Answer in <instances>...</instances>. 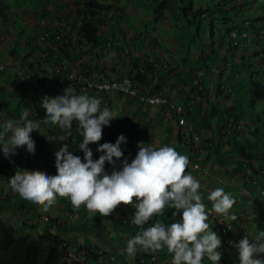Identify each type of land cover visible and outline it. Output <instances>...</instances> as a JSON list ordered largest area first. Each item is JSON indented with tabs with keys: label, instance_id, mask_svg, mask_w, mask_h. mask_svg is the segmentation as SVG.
Returning <instances> with one entry per match:
<instances>
[{
	"label": "clouds",
	"instance_id": "1",
	"mask_svg": "<svg viewBox=\"0 0 264 264\" xmlns=\"http://www.w3.org/2000/svg\"><path fill=\"white\" fill-rule=\"evenodd\" d=\"M8 1H13V5L10 4L11 7L16 5L15 11L9 10V5L6 4ZM21 1L0 0V19L4 15L5 18L11 20L5 23L0 22V24L7 25L8 29L9 26L12 27L7 36L2 35L0 37V45L4 46L0 47V51H7L5 60L13 58L22 64L26 63L27 70L19 69L14 74L24 82V90L28 91L24 93L26 98L19 99V103L24 108L22 113L19 112L17 116H13L15 108L9 104L3 106V110H10V113L4 112L11 115L12 119L0 120V154L10 157L16 153L17 149H21L24 155L27 154L32 157L33 161L30 162H35V168H39V164L43 166V162L47 161V157H44L42 151L43 147L49 144L55 147L60 146L54 152L55 160L53 163H49L43 169L40 168L43 173L39 170L23 169L17 170L13 176L8 178L12 191L23 200L35 205H42L44 211L48 210L58 195L65 197L63 203L71 204L73 207H79L83 204L87 209L102 215H108L112 211L117 213V210L114 209L121 202L131 204L134 212L130 216V222L121 215L113 214L110 217L114 220H121L123 223H130L131 226H140V231L126 242L124 251L129 256L134 255L138 247L145 250H158L166 247L171 253V264H202L204 257H207L212 264H220L223 257V252L220 249L223 244L235 249V264H264V231L254 237L244 234L237 240L229 232L231 230L229 225L222 228L220 236L217 231L210 227L207 222L208 212L205 211V205L199 191L200 182L190 172L185 171L189 164L187 156L180 154L171 145L156 147L144 141H137V151L134 157L129 159L124 156L121 147L123 143H126L127 137L121 133L115 142H111L110 136L103 130V127L109 125L116 116L110 107L101 105V98L88 94L94 92L76 91L72 85L66 86L60 94L62 81H68L70 73L78 75L80 82L89 76L68 69L62 77L63 65L56 64V62L54 65L50 61L58 90L53 92L34 80L37 72L35 69L42 60L45 61L42 52L46 53L51 45H56L59 48L68 47L72 42L73 33L77 37L76 28L73 26V23L78 25L77 17L73 0H24L28 6L22 11L17 8ZM98 1L110 5L109 8L99 13V18H104V20L95 43L100 44L99 37L103 28L109 26L107 25L108 22L112 21H107L106 16L110 15L118 0H111L112 3H104V0ZM148 1L151 2L153 9L148 13L153 22V30L147 29L146 22L144 23L146 28H142L141 31L133 28L135 33L137 32L134 35L137 39H131L134 47L130 50V56L135 57L138 62L142 61L143 64H145L144 60L149 63L153 60L156 65L160 64L163 68L168 69L170 66L168 62H165V52L152 54L151 58L149 56L144 57L145 51L137 47L144 44L145 38V46H150L149 49L152 51L160 52L157 39H161L156 29L159 30L157 26L160 27V20L171 17V15L163 12L162 14L158 13L155 2ZM47 4L48 6H46ZM119 7L121 9L123 6L119 5ZM83 9L86 10V7ZM37 10H40L37 13L38 16L35 14L38 21L41 18L43 20L52 19L54 26L51 31L39 30L38 35L26 38L27 27L32 23L28 20V13ZM51 11L54 14H51ZM24 16L26 21H23ZM116 23L117 27H121L119 20ZM140 23L142 27L143 21ZM18 24H20L19 28L17 27ZM110 28L112 27L110 26ZM126 28H128L127 25ZM182 28L183 30L189 29L186 26ZM118 31L119 28L115 29L114 34L109 36L115 37ZM8 37L11 39L7 45ZM16 38L24 39L28 46L32 45L33 38H35L37 51L40 53L38 54L39 57L27 62V55L31 56L33 53L23 55L21 52L13 50L10 44ZM154 39L157 41V45L148 44L149 40ZM222 39H225L227 45L229 44V50L230 47L235 49L236 46V49H242V51L244 48L246 51L252 49L258 51L259 54L253 57L258 60L257 64L250 62L247 67L251 70L250 72L262 76L261 80L254 82H264V47L262 48L264 41H260L263 38L257 41L261 45H257L255 38L248 32L239 34L233 30ZM1 40L5 41V44ZM253 40L255 44L252 46L253 43L250 41ZM77 41L79 40L77 39ZM101 44L106 46V43ZM44 46H46L45 51ZM140 52L143 53L140 55ZM232 56L234 57L236 54H232ZM238 62L241 63V61ZM261 64H263L262 68ZM151 68L156 69V66ZM6 70H8V65L6 66L5 61L0 60V78ZM213 72H218V69L213 70ZM153 74H156V71ZM127 76L137 84L134 79L136 75L128 74ZM0 82L3 81L0 80ZM9 87V84L4 82L3 85L0 84V91L8 90ZM40 110L44 111L46 117L42 121L35 119ZM73 121L76 122L75 133L81 138L78 142L68 140V137L73 133ZM102 137H108V142L98 143L97 148L90 146V143L99 142ZM43 138H45L44 141ZM80 152H83V159L79 156ZM99 153L101 154L99 155ZM9 162H17L21 167L30 166L29 161L28 164H24L21 160H10ZM54 164L56 173L51 174L54 170L52 169ZM207 199L212 202V208L215 212L230 217L232 220L236 219L235 215L229 212L235 202L230 192L225 191L222 187H215L208 191ZM166 206L175 210L172 212V217L179 216V218L172 219L171 222L167 223L158 220L149 223L153 216L162 213ZM50 218L53 220L51 216ZM48 220L49 217H43L45 223ZM145 224L147 227H144ZM140 261L143 262L144 259H140Z\"/></svg>",
	"mask_w": 264,
	"mask_h": 264
},
{
	"label": "crops",
	"instance_id": "2",
	"mask_svg": "<svg viewBox=\"0 0 264 264\" xmlns=\"http://www.w3.org/2000/svg\"><path fill=\"white\" fill-rule=\"evenodd\" d=\"M41 11L43 12V10ZM38 12L40 10L28 13V17L32 20V23L27 27L26 38L38 35L39 30L43 31L46 29L51 31L54 26L52 19L43 20L41 18L38 21ZM51 14L54 13L51 11ZM147 21H143L142 27L141 23L134 25L131 30L129 28L121 29V27L110 28V26H107L105 29L103 28L100 37L107 38L104 42H101L106 43V46H102L101 43L92 45V48L95 47L97 51V61L90 68L86 66V63H81L72 56L76 48L80 52L85 53L84 47L87 43L86 41H77L78 38L73 33L72 42L68 47L59 48L56 45H51L46 50V53L42 52V57H44L45 61L42 60L43 63L41 61L35 69L37 72L34 80L42 87L56 92L58 85H56L52 67V64L55 65V62L64 67L62 77H64L65 72L69 69L79 72L81 75L89 76L91 80L94 79L92 81H96L95 78L107 80L112 77L127 76L132 70L135 74L139 73L138 70H142L145 64L142 61L138 62L130 56V50L134 47L131 39H137L134 36L137 32L135 33L133 28L141 31L142 28H146L144 27L145 22L148 27L151 23L153 24L150 16ZM118 28L119 31L116 33V36L110 37L109 35L114 34L115 29ZM131 35L133 37H130ZM33 40L35 41V38ZM144 41L145 44V38ZM168 44L170 47L175 46L174 49L179 50L180 44L178 45L172 39L171 44L169 42ZM143 45L140 44L137 47L144 49ZM43 48L45 51L46 46ZM191 48L195 51L200 49L199 45L195 44H192ZM31 53L33 54L31 56L28 55L27 62L37 59L39 57L38 54H40L38 51H32ZM141 53L143 52H140V55ZM170 55H172V59L165 52V62L171 64L170 68L166 69L160 64L156 65L152 60L149 63V71H156V74L146 73L148 76L147 80L143 84L137 81V84L140 87L142 96L145 95L144 91L149 90L152 94H163L180 104L190 102L192 105L189 110L191 114L188 124L191 128L179 126L176 115L167 110L166 107L150 106L144 101L138 100L135 96L111 90L105 93L99 92L102 94L90 93V95L101 98L102 106L107 105L111 109L113 102L117 101L118 105L114 109L116 117L110 121L109 125L104 126L103 130L110 136L111 142H115L121 133L127 137L126 143H123L121 147L124 156L129 159L134 157L137 151V141H144L156 147L162 145L173 146L180 154L188 157L189 164L185 171L190 172L200 182L201 187L199 191L202 196V202L205 205V211L208 212L207 222L210 224V227L217 231L219 236L222 228L225 225H229L231 226L229 232L237 240L244 234L254 237L261 231H264V110H262L264 105L262 103L252 105L248 100V84H243V81L240 80L243 69L241 71L238 70V73H233L239 69L237 65H243L241 60L242 52L238 55L239 57L234 56L235 60L232 56L234 63L231 66L227 62L228 66L225 68L224 61H221L214 68V70L220 68L227 70L226 74L219 80L220 82L224 81L223 87L230 88L233 83L231 97L226 99L223 97V94L219 95L218 79L215 81V78L210 77L208 73L205 75V79L210 81L207 91H204V93L198 90L193 91V86L197 84L195 75L199 73V68L194 64L196 61L193 60L194 66H192L191 63L189 64L188 58H184L180 53H170ZM238 58L241 63L236 61ZM11 60L12 62L10 63ZM11 60L9 58L5 62L6 66L8 65L9 76L19 69L27 70V67H25L26 63L22 64L12 58ZM50 61H52V64ZM153 66H156V69L151 68ZM229 67L232 68L229 69ZM172 68H174V71L169 73ZM245 70L247 69L245 68ZM225 76L230 80L226 82ZM190 78L192 80L189 83ZM249 78V82L254 80L253 72H249ZM256 78V81H259L262 79V76L257 75ZM0 80L3 81L2 83L0 82L2 85L6 82L3 77ZM244 87L245 90L242 91ZM27 92V90L23 89L19 94ZM223 101L224 107H222ZM214 109L216 111L212 114ZM196 135L198 136L197 138H195ZM44 140L45 138H43ZM59 146L55 147L49 144L43 147V154L45 156L51 155L52 160L50 164L55 160L54 152ZM45 149H47V152L44 151ZM79 156L83 159V152H80ZM48 162H43V166L39 164L38 167L43 169L47 167ZM54 170H56L55 164ZM215 187H222L225 191L232 194L235 202L229 212L235 215V220L215 212L212 208V202L207 199V195L208 191ZM133 200H135V197H133ZM122 203L115 207L114 210H117V213L112 211L108 216L110 218L113 214L120 215L118 212L124 210V214L121 217H126L130 222V216L134 212V209L131 204L121 206ZM173 211H175L173 208L166 206L164 211L154 215L149 223L157 220L167 223L171 222L172 219H178L179 216L172 217ZM131 227L132 232L135 233L136 229L134 225ZM74 235L79 234L75 233ZM118 249L120 248L117 247ZM220 251L223 252L220 264H235L236 252L233 247L222 244ZM167 252L168 250L164 251L163 254L169 256L167 263L171 264V253L168 252L166 254ZM157 256L159 255L153 252L140 255L136 251L130 260L131 264H137L136 260L139 257L144 259L143 262L146 261V264H159ZM202 264H212V262L207 257H204Z\"/></svg>",
	"mask_w": 264,
	"mask_h": 264
},
{
	"label": "rangeland",
	"instance_id": "3",
	"mask_svg": "<svg viewBox=\"0 0 264 264\" xmlns=\"http://www.w3.org/2000/svg\"><path fill=\"white\" fill-rule=\"evenodd\" d=\"M261 1V0H256ZM104 3H112L111 0H104ZM6 4L9 5V10H14L16 8V5L14 7H11L10 4L13 5V1H8ZM123 6L121 9L119 7ZM142 4V5H141ZM253 4V3H252ZM145 5V6H143ZM26 1L22 0L18 7L21 11L27 7ZM262 12L260 13H252L251 11L248 12V16L250 15L252 18L264 21V5H262ZM151 2L148 0H118L117 3L114 5V8L111 10L110 15L106 16L108 22L107 25L111 26L113 28L117 27L116 21H120L121 23V29L126 28V25L128 28L132 29L134 25H139L141 21H147L149 18L148 13L152 11ZM120 14V15H119ZM25 15V14H24ZM114 15V16H112ZM117 15V16H116ZM0 22H7L11 21L9 18H5L4 15H2ZM112 16V17H111ZM219 16V14H217ZM19 17H21L19 15ZM28 17V16H27ZM114 17V19H113ZM22 18V17H21ZM29 21H32L28 17ZM182 17H178L175 15V17H170L165 20H160V27L156 29L159 33V37L161 40L157 39L159 42V51L160 52H166L167 56L172 59V55L170 53L176 54V52L180 53L184 58H188L189 64L191 63L193 65V60L197 61L198 63H194L195 66L198 68L204 69L206 73L209 74L210 77L218 78L220 73H222V76L226 74V69L220 68L218 69V72H213L214 68L217 67L221 63V61H224L225 68L228 66V64L231 66L234 63V60L232 59V54H236L237 57L241 53L242 49H234L230 47V50L228 48V45L226 44L225 39H222L225 34V29L223 27H220L218 25H215V27L211 28L210 23L206 20L202 21L200 35H195L193 32L189 33L188 36L193 38V43L195 45H199L198 51L192 50L190 45V39H185L184 41L180 39L181 34L184 35L186 30H183V26L181 24ZM20 22V20L18 19ZM23 21L25 20V16L23 18ZM148 22V21H147ZM21 23V22H20ZM21 25H23L21 23ZM176 25V27H175ZM184 25V24H182ZM106 26V25H105ZM17 27H20V24L17 25ZM153 24H151L147 29H152ZM262 24L258 25V28H261ZM9 29L12 30V27L9 26ZM9 29L7 25L0 24V37L7 36L9 33ZM136 30V29H135ZM213 31V32H212ZM155 37V36H154ZM175 40H174V38ZM184 37V36H183ZM185 38V37H184ZM262 38L264 40V34L262 35ZM11 37L7 38V45L10 42ZM107 39L106 37H100V42H104V40ZM172 41L176 42L180 47L177 49H174L175 46L170 47L168 42L171 44ZM2 41V40H1ZM3 44H5V41H2ZM200 42L202 44L200 45ZM252 46L255 44L254 40L250 41ZM257 42V41H256ZM264 44V43H263ZM86 46L84 49L86 50L85 53H82L76 48L75 51H73L72 56L76 60L80 61L81 63H86L87 67H92L93 64L97 61V51L96 48H92V44L86 43ZM123 45V44H122ZM187 45V46H186ZM257 45H261L260 42H257ZM124 46V45H123ZM177 46V45H176ZM205 46V47H204ZM0 47H4L1 46ZM10 47L13 50L21 52L24 54H29L30 52H36L37 49V42L33 41L31 46L26 45L24 39H18L16 38L15 41L10 44ZM264 46L262 45V48ZM143 53L144 57H150L152 54L159 53L157 50L152 51L147 48V46H143ZM253 48V47H252ZM205 49V50H204ZM264 51V48H263ZM6 54L7 51H0V60H3L6 62ZM179 55V54H178ZM28 56V55H27ZM261 57V56H260ZM25 58V57H23ZM27 58V57H26ZM168 58V59H169ZM262 58V57H261ZM13 59V58H12ZM11 60V59H10ZM169 61V60H168ZM239 61V58L236 60ZM258 60H255L254 58H247L245 63L246 66L243 67V65L238 66L239 69H237L236 73L239 72L238 70H242V73L240 75V80L243 81V84L247 83L248 87L247 89H250V83H253L257 80L256 76L257 73H254V80L250 81L249 78V72L251 71L247 65L251 63L257 64ZM12 60L10 61V63ZM163 62V61H161ZM171 67V64H169ZM209 68V70L207 69ZM263 67V64H261V68ZM232 67H229L231 69ZM245 68L247 70H245ZM174 68H172L170 72H173ZM159 74V72H157ZM168 73V74H169ZM5 81L9 84L8 90L0 91V105L2 108L0 109V120H7L12 119L11 115H7L4 112L3 106L9 103L12 107L15 108V112H13V116H17L20 113L24 111L23 106L19 103V99L26 98V94H19L25 87L24 82L16 75L11 74L9 76V71L6 70L1 75ZM192 79H189V83ZM227 80V76H225V81ZM249 82V83H248ZM210 86V85H209ZM245 90V87L242 89V91ZM213 91V90H212ZM249 91V90H247ZM90 94V93H88ZM95 94V93H91ZM102 94V93H99ZM209 94V93H208ZM246 94V93H244ZM117 98V97H116ZM258 103H262L264 105L263 101H259ZM117 101H114L112 104V110L114 112V109L117 107ZM17 106V107H16ZM20 107V108H18ZM222 107H224V101L222 104ZM258 110V108H256ZM262 110H264V106L262 107ZM248 138V136H247ZM252 139V138H251ZM253 140V139H252ZM21 149H17L16 153L11 155L10 157H5L3 154H0V218L1 222L6 225H11V227L16 231L17 234L20 236L21 232L17 230L18 226H21V220L25 222V229L23 232L31 233L33 236H39L44 233V225L45 220L43 221V217H52L55 227L53 228L54 231L57 232V230H61L60 232L64 234L65 238V247H66V260L69 262H72L73 264H131L130 258L132 256H129L125 251L126 242L131 237L136 235L140 231V226L134 225L136 232H132V227L130 223H123L121 220H114L112 218H109L108 215H102L98 212L92 211L87 209L83 204H81L79 207H73L71 204L63 203L62 201L65 199L63 196H57L55 202L49 206L47 211H44L42 208V205H35L29 201L21 199L15 192L12 191L11 187L8 183V178L13 176L17 170H23L28 169L32 171L39 170L43 173V170L40 168H35V162L31 163L30 161H33L32 157H29L27 154L24 155V153L21 152ZM47 152V149L44 150ZM47 157L48 165L50 163L51 155L50 156H44ZM51 159V160H50ZM10 160H21L24 164H28V161L30 162V166L27 167L24 165L23 167L20 166L19 163H10ZM45 161V160H44ZM33 164V165H32ZM54 169V168H53ZM56 170H52L51 174H55ZM5 199V200H3ZM121 206H124V203H122ZM18 207V208H17ZM26 210L28 212H26ZM121 212H118L120 215L123 216L124 210H120ZM127 212V211H126ZM28 221V223L26 222ZM27 223V224H26ZM63 223L65 224V228H59V226H62ZM30 224H34L39 226V230L35 229L34 227L30 228ZM47 224H50L53 226L51 222L47 221ZM144 227H147V224L144 225ZM49 230L51 227L48 228ZM134 229V228H133ZM79 235H74V234ZM91 243L92 246H97L102 251L109 252L110 254H113L112 258L106 259L101 255L99 256V259L89 260L86 257L83 256L82 251L84 250L85 246L89 245ZM117 247L120 249L117 250ZM167 251L166 247H163L158 250H152V249H143L138 247L137 252H139L140 255H145L147 252H153L155 254H158V263L159 264H168L167 260L169 259L168 255H164L163 252ZM168 254V252L166 253ZM99 255V254H98ZM129 256V257H128ZM141 257V256H140ZM121 259V261L118 260ZM128 258V259H127ZM127 259V260H126ZM0 264H9L4 261H0ZM142 264V263H141Z\"/></svg>",
	"mask_w": 264,
	"mask_h": 264
},
{
	"label": "trees",
	"instance_id": "4",
	"mask_svg": "<svg viewBox=\"0 0 264 264\" xmlns=\"http://www.w3.org/2000/svg\"><path fill=\"white\" fill-rule=\"evenodd\" d=\"M74 1V11L77 17V24L73 23L76 28V35L79 41H86L87 43H95L97 40L99 29L103 25L104 18H99V13L102 10H106L110 5H105L98 0H73ZM155 2L156 11L160 14H169L172 17L177 15L182 17L181 26H186L189 29L185 31V34L180 37L183 41L185 39H190V45L193 43V38H191L189 33H194L195 35H200L202 21L206 20L210 23L211 28L218 25L225 29V34H229L231 31H237L239 34L243 32H248L255 38V42L259 41L264 34V21L257 20L248 16V12L260 13L262 12V5H264V0H152ZM253 3V4H252ZM86 7V10L83 9ZM105 12V11H104ZM219 14V16H217ZM262 24L261 28L258 25ZM176 27V25H175ZM213 32V31H212ZM185 38H184V37ZM264 41V40H260ZM148 44L157 45V41L149 40ZM202 42H200V45ZM229 45V44H228ZM187 46V45H186ZM198 46V45H197ZM264 46V44H263ZM237 47L235 46V49ZM242 61L245 65L247 58H253L259 53L257 50L246 51L245 48L242 51ZM135 59V57H134ZM145 61V67L142 70H138L139 73L135 74L132 70L130 75H136L135 80L143 84L148 76L146 73L152 74L153 71H149L150 64L147 60ZM196 63H198L196 61ZM208 69V68H207ZM209 70V69H208ZM201 67L199 68V73H196L197 84L193 86V91L198 90L199 92H206L208 89V84L210 81L205 79L206 72ZM234 74L236 72H233ZM238 73V72H237ZM236 76V75H234ZM222 77V73L218 76V89L219 95L223 94V97H231V88L233 87H223L224 81L219 80ZM230 79H227L229 81ZM225 82V83H226ZM223 84V85H222ZM249 93H247V98L253 105L259 101H264V82H253L250 83ZM9 112V109L4 110ZM215 109L212 114L215 113ZM45 113L43 110L38 111L37 117L35 119H45ZM52 132V131H50ZM58 132V131H57ZM5 200V199H4ZM18 208V207H17ZM28 212V211H26ZM49 222L54 224V221L49 217ZM28 223V221H26ZM26 223V224H27ZM29 224V223H28ZM67 223H63L59 228H65ZM38 229L37 225L30 224V228L34 227ZM44 233L39 236H33L31 233L23 232L25 229V222L21 220V226H18L17 230L21 232L19 236L16 229L14 230L11 225H6L1 222L0 218V261L7 262L9 264H73L66 260V247L64 234L59 230L54 231L55 224L51 226L47 224L44 225ZM51 227L49 230L48 228ZM53 227V228H52ZM84 257L89 260H98L99 256L103 255L106 259L113 257L108 251H102L97 246H85L82 251ZM99 254V255H98ZM141 258H137V264H146L140 261ZM119 261L121 259L118 258Z\"/></svg>",
	"mask_w": 264,
	"mask_h": 264
},
{
	"label": "built area",
	"instance_id": "5",
	"mask_svg": "<svg viewBox=\"0 0 264 264\" xmlns=\"http://www.w3.org/2000/svg\"><path fill=\"white\" fill-rule=\"evenodd\" d=\"M62 86L60 88V93H62L63 89L66 86L72 85V87L76 91H83V92H94L99 94V91H118L130 96H135L140 99L141 101H144L147 105L150 106H163L166 107L167 110L171 111L173 114L176 115L177 123L178 125L189 127L188 122L191 111V103L185 102L184 104H180L175 102L174 100L168 98L165 95L161 94H152L149 90L144 91L145 95L142 96V93L140 92L139 86L128 76L123 77H112L111 79H99V85H92V82H87V78L83 79V82L79 81V76L75 74H69L68 75V81H62ZM75 127L76 122L73 121V133L72 135L79 138L75 133ZM198 136L196 135L195 138ZM108 142V137H102L99 142H93L90 143V146L92 148H97L98 143ZM101 153H99L100 155Z\"/></svg>",
	"mask_w": 264,
	"mask_h": 264
},
{
	"label": "bare ground",
	"instance_id": "6",
	"mask_svg": "<svg viewBox=\"0 0 264 264\" xmlns=\"http://www.w3.org/2000/svg\"><path fill=\"white\" fill-rule=\"evenodd\" d=\"M136 70V69H135ZM87 82H92V85H99V79H96V81H92L91 79H89V78H87ZM57 85V84H56ZM99 92H106V91H99ZM61 94V93H60ZM181 126V125H180ZM68 140H70V141H76V142H78L79 141V139L76 137V136H74V135H71V136H69L68 137Z\"/></svg>",
	"mask_w": 264,
	"mask_h": 264
}]
</instances>
